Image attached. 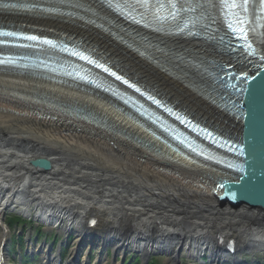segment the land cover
Segmentation results:
<instances>
[{"label": "bare ground", "instance_id": "bare-ground-1", "mask_svg": "<svg viewBox=\"0 0 264 264\" xmlns=\"http://www.w3.org/2000/svg\"><path fill=\"white\" fill-rule=\"evenodd\" d=\"M80 1L121 21L94 0ZM123 1L153 25L123 22L120 26L183 54L212 51L205 39L168 31L148 9L134 0ZM177 2H195L205 11L220 12V0ZM8 22L17 29L76 38L108 64L197 120L224 125L217 110L193 88L196 79L187 69L152 62L76 19L0 12V24ZM256 42L264 51V26ZM36 159L48 161L51 169H34L31 163ZM211 167L167 149L100 91L0 70V212L16 204L25 208L36 204L39 219L55 220L62 230H76L79 247L72 259L80 248L92 247L100 251V264H108L102 258L107 248L116 254L132 248L145 257L151 251L164 250L170 259L167 264H173L186 248L193 258L209 253L213 263H218L226 257L213 243L217 231L240 236L241 253L264 252V213L219 202L212 184L224 174ZM94 214L103 219V227L108 226L106 235L93 237L82 228L84 217ZM158 220L164 221L161 229ZM240 260L239 256L232 263Z\"/></svg>", "mask_w": 264, "mask_h": 264}, {"label": "water", "instance_id": "water-1", "mask_svg": "<svg viewBox=\"0 0 264 264\" xmlns=\"http://www.w3.org/2000/svg\"><path fill=\"white\" fill-rule=\"evenodd\" d=\"M256 68L246 82L243 80L240 98L230 104L238 114V117L231 116L234 121L237 119L243 135L237 140L243 146L239 163L243 171L237 170L230 179L221 182L218 198L235 207L244 205L264 212V64ZM228 71L231 73L229 80H232L233 72ZM234 80L235 86H239L237 81L242 79ZM33 166L45 171L51 168L48 161H36Z\"/></svg>", "mask_w": 264, "mask_h": 264}, {"label": "snow or ice", "instance_id": "snow-or-ice-1", "mask_svg": "<svg viewBox=\"0 0 264 264\" xmlns=\"http://www.w3.org/2000/svg\"><path fill=\"white\" fill-rule=\"evenodd\" d=\"M262 3H264V0H261ZM136 3L139 4L141 7H144L145 10L152 8L154 9V15L156 16L157 20H166L169 17H171L172 20H176L178 16H181L184 12H194L196 11V8L202 7L200 4H196L195 6H188L185 7L184 5H179L177 0H168L167 5L161 2V0H156L155 4L152 3V0H136ZM216 6V5H213ZM223 10H225V16L232 18L235 17L236 19H229L228 28L231 29L233 33H238L239 39H242L245 41V44L241 47L244 49V54L246 56H257L258 53L256 49L253 47V44L249 42L248 40V31L244 27V25L248 24V11H249V0H243V3L237 4L235 0L233 2H229V0H222L221 4L219 5ZM33 7H37L36 5H33ZM167 7L168 14L167 15H160L161 10L165 9ZM234 9H239V11H233ZM46 11H56L57 9H45ZM264 11V9H261ZM243 13V15H241ZM192 21L191 19L185 21V27L188 26V23ZM183 31V29H180ZM0 35L2 36H16L17 33L14 32H0ZM24 39L27 40H38L39 37L35 35H28L24 36ZM0 43H3V41H0ZM44 43L51 44L52 41L45 40ZM76 55H80L79 53H75ZM84 59H89L87 57H82ZM261 61H264V55H259L258 57ZM93 62V61H90ZM100 67H103V65H98ZM105 71H109V69L104 68ZM112 75H116V73H111ZM237 78L243 79L245 82L249 79L247 72H243L239 74ZM117 79H121V77H117ZM252 79H255V77H252ZM125 83H128L127 81H124ZM132 87H135L134 85H131ZM136 91H140L139 88L136 89ZM149 99H153L155 103H159V101H156L153 97H149ZM211 136V133L208 134ZM227 143V142H225ZM224 146V145H221ZM229 149L232 151H237V148H234L232 146H229ZM242 154V153H240ZM228 167H235L239 171H243V167L239 165H232L229 164Z\"/></svg>", "mask_w": 264, "mask_h": 264}, {"label": "rangeland", "instance_id": "rangeland-1", "mask_svg": "<svg viewBox=\"0 0 264 264\" xmlns=\"http://www.w3.org/2000/svg\"><path fill=\"white\" fill-rule=\"evenodd\" d=\"M235 129V128H234ZM29 209L30 210H32V213H34L35 214V208H34V206H30L29 207ZM129 250H131V249H129ZM178 250H180V249H178ZM87 253L86 254H88L89 252H88V250L86 251ZM154 253H160V251L159 250H156ZM72 254V253H71ZM71 254H70V256H71ZM86 254H85V258H86ZM97 254V253H96ZM248 254V252H244L241 256H242V261H244V258H245V256L244 255H247ZM188 255V253L186 252V251H184L181 255H180V257L182 256V260H185V258H186V256ZM208 255V254H207ZM85 258L82 260V263L83 264H85L84 262H85ZM95 258H96V256H95ZM158 260H159V264H166V262H167V258L165 259V258H158ZM94 264H96V260H95V262H94Z\"/></svg>", "mask_w": 264, "mask_h": 264}]
</instances>
